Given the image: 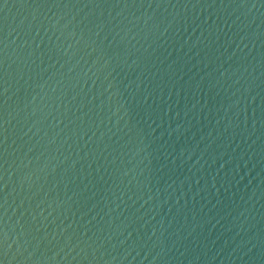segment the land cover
I'll list each match as a JSON object with an SVG mask.
<instances>
[{
	"label": "water",
	"instance_id": "95a60500",
	"mask_svg": "<svg viewBox=\"0 0 264 264\" xmlns=\"http://www.w3.org/2000/svg\"><path fill=\"white\" fill-rule=\"evenodd\" d=\"M0 264H264V0H0Z\"/></svg>",
	"mask_w": 264,
	"mask_h": 264
}]
</instances>
